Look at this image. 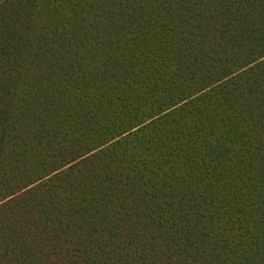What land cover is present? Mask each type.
<instances>
[{
  "label": "trees",
  "instance_id": "16d2710c",
  "mask_svg": "<svg viewBox=\"0 0 264 264\" xmlns=\"http://www.w3.org/2000/svg\"><path fill=\"white\" fill-rule=\"evenodd\" d=\"M262 53L264 0H0V264H264Z\"/></svg>",
  "mask_w": 264,
  "mask_h": 264
},
{
  "label": "snow or ice",
  "instance_id": "6c2138e0",
  "mask_svg": "<svg viewBox=\"0 0 264 264\" xmlns=\"http://www.w3.org/2000/svg\"><path fill=\"white\" fill-rule=\"evenodd\" d=\"M262 55H264V53H262ZM6 203V202H5Z\"/></svg>",
  "mask_w": 264,
  "mask_h": 264
}]
</instances>
